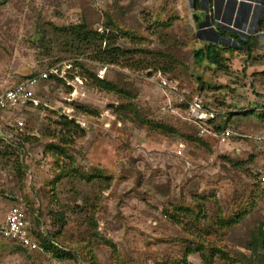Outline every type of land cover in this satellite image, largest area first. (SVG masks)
<instances>
[{
  "label": "rangeland",
  "instance_id": "374dc122",
  "mask_svg": "<svg viewBox=\"0 0 264 264\" xmlns=\"http://www.w3.org/2000/svg\"><path fill=\"white\" fill-rule=\"evenodd\" d=\"M217 1L0 0L1 86L64 61L86 79L87 95L75 101L68 100L73 87L51 80L38 106L0 111V191L23 198L34 230L68 248L63 264H264V189L257 183L264 173V38L260 28L245 38L221 22L227 30L208 42L199 33L219 30ZM208 13L211 23L200 29ZM81 23L111 30L132 51L104 79L120 92L97 87L86 70L95 74L103 64L91 51L69 48L72 39L58 31ZM231 39L247 41L250 51ZM209 44L221 66L196 57ZM159 73L176 90L169 94L174 106L202 96L231 136H200L165 111ZM68 108L83 114L77 120L84 126L68 131ZM11 204L5 198L4 211ZM181 207L200 219L183 218ZM197 244L207 259L198 250L185 258ZM45 260L0 240V264Z\"/></svg>",
  "mask_w": 264,
  "mask_h": 264
},
{
  "label": "built area",
  "instance_id": "2783aa9c",
  "mask_svg": "<svg viewBox=\"0 0 264 264\" xmlns=\"http://www.w3.org/2000/svg\"><path fill=\"white\" fill-rule=\"evenodd\" d=\"M226 1V0H225ZM227 2V1H226ZM261 2V1H260ZM257 5H259L257 3ZM264 6V5H263ZM240 9H235L233 12L227 11L226 3L219 8V21L218 23L224 25L223 22H228L226 25L234 30L248 33L250 25L254 20V10L245 14H240ZM238 22L241 25H238ZM264 33V30H261ZM110 67L104 66L97 72L99 79H104L106 73ZM161 81L159 85L166 90H163L167 95L168 100L162 106L165 111H170L173 114L178 115L183 120H189L190 122L196 123L201 126L199 135H205L209 133L208 129L203 126L213 122L218 116L217 110L206 107V104L202 96L196 95L191 100L185 102V108L174 106L169 94L173 93L169 85V80L163 77L161 73L156 75ZM52 79H61L67 82V84L73 89L69 91L68 100L70 102L75 101L80 97H85V82L86 79L79 74V68L76 66L74 61H64L58 64H54L43 71L38 72L35 75L24 78L12 87L0 88V110H17L27 104L39 105V100L36 97V89L41 82L51 81ZM175 89V88H173ZM185 101L184 97H182ZM79 101H81L79 99ZM73 109H65V113L69 118L72 116ZM80 125H85L84 119L77 120ZM24 127V121H18V128L21 130ZM231 136V130H225L219 140H226ZM14 137V136H12ZM261 182L264 183V175L261 176ZM14 196L4 195L0 191V240H10L19 243L24 250L34 253L37 252L45 257V264H63L65 256H60L59 253L54 251H68V248L61 246L57 241L48 236V233L42 228L39 230V234L33 228V222L30 216V212L25 206L23 198H17L11 200ZM5 198L9 199L12 203L7 210L4 211L3 202ZM46 239L48 242L44 244L42 241ZM51 246L54 248L52 249ZM69 252V251H68Z\"/></svg>",
  "mask_w": 264,
  "mask_h": 264
},
{
  "label": "trees",
  "instance_id": "16d2710c",
  "mask_svg": "<svg viewBox=\"0 0 264 264\" xmlns=\"http://www.w3.org/2000/svg\"><path fill=\"white\" fill-rule=\"evenodd\" d=\"M58 31L61 32V34H63L64 36L70 37L72 39L73 42H70V44H69V48H71L72 50L83 49L84 51L88 50V51L93 52L94 53V56H93L94 59L98 60L100 63L103 64L100 67H98V69H101L104 66H108L111 68V65L123 63V61L125 62L126 60H129L130 54L132 53V51L127 50V49H123L116 44V42L114 40L117 38V36L114 35L113 34L114 32H111V30L109 33L106 32L107 30H104V31H100V29L94 30V29L88 27L86 24L81 23V24L70 25L68 27L65 26V27L58 28ZM239 43H240V45L246 47L247 51H250L251 47L249 46L247 41L239 40ZM196 57L198 58V60H202V59L206 58L209 62L214 63L215 65L221 66L222 57H220V55L218 54V51L215 50L214 47L210 44L208 45L206 52L198 51L196 54ZM76 66L78 68H80L77 64H76ZM110 68L108 69L107 72H109ZM86 72L88 73L90 78H93V80H94L93 82L95 83V85L97 87H99L105 91H108V92H113V91L114 92L115 91L120 92L121 91V89L118 88V86L115 85L113 82L104 80L106 77L103 80L99 79L97 77L98 71H96L94 74L89 69H87ZM106 75H107V73H106ZM56 81L62 82L61 79H56ZM205 104H206V107L212 108L209 105H207V103H205ZM125 108H127L130 112H134V109H135L133 104H131V106H130V104H127L125 106ZM78 115H80V114L75 115V113H74L73 118H71V119L66 114L63 115V117H65L64 122L66 123V126L68 127V131H70L69 127L73 126V125L76 126L77 128H79L80 124L77 123V119L80 118V116H82L83 114L80 116H78ZM259 115L261 116V118L264 119V110ZM217 120H218V116L216 117V119L213 122L203 124V126L208 129L210 135L219 139L221 137L222 133L225 130H227L228 128H226V126H221L220 124H217ZM185 121H187L190 125H192L195 128L194 130L198 131V133L201 131V126H199L198 124L190 122L189 120H185ZM62 124H63V122H62ZM206 134H208V133H206ZM205 135H203V136H205ZM200 136H202V135H200ZM262 175H264V173L258 174V176L257 175L256 176H257V183L259 184L260 188L264 189V183L261 182V176ZM177 211H179L183 214V218H188L189 216L190 217L194 216V220H195V218L200 219V215H197L195 213V210H193L190 207H188V208L181 207V208H178ZM178 216L179 215H176V214L172 215V217L175 219H177ZM222 221H223V223L230 225L236 221V218H231L229 220L224 219ZM45 240L46 239L42 240V241H44L43 243L48 245V242ZM15 243L17 245H19L22 249H24L19 243H17V242H15ZM51 248L53 249L54 247L51 246ZM203 249H204V246L203 245L200 246L198 244L195 245V247H193V248L189 247L188 250L185 252V258L187 255H189L193 251L198 250V251H201L203 259H207L205 252H203ZM211 251H217L216 253H218V254L223 253L222 250H220V249L215 250V248H211ZM54 253H56V254L59 253L60 256L66 257V255L63 253V251H60V252L54 251ZM165 264H169V263L165 262Z\"/></svg>",
  "mask_w": 264,
  "mask_h": 264
},
{
  "label": "flooded vegetation",
  "instance_id": "af4514ba",
  "mask_svg": "<svg viewBox=\"0 0 264 264\" xmlns=\"http://www.w3.org/2000/svg\"><path fill=\"white\" fill-rule=\"evenodd\" d=\"M256 1H258V0H256ZM261 2H263L264 3V0H260ZM259 1V2H260ZM202 4V3H201ZM223 4H225V1L224 0H218L217 2H216V7L215 8H217L216 9V13L214 14V18L216 19V17H218L219 16V8L223 5ZM236 4L234 3V1H232V0H228L227 2H226V6H227V11L230 13V12H233L235 9H236V6H235ZM215 8H214V10H215ZM239 11H240V14H245V13H247V12H250L251 11V9H252V7H251V5L249 6L247 3L246 4H241L240 5V7H239ZM254 20L252 21V23H251V25H250V29H249V31H248V33H244V32H241V31H236V34L237 35H239V36H241V37H249V36H251V35H255V36H257L256 35V33H255V31L256 30H258V28H260L261 30H264V21L262 22V19H261V15L262 14H264V6H262V5H257V6H255L254 7ZM208 20L207 21H209L210 20V18H212V13H208ZM214 19V20H215ZM261 23V24H260ZM238 25H241V23L240 22H238ZM215 31L212 29V30H201V32L199 33V34H201L202 36L204 35L205 36V39H209V40H212V39H214V35H215ZM217 37V36H216ZM225 39H227L226 37H225ZM240 45H238V47H239Z\"/></svg>",
  "mask_w": 264,
  "mask_h": 264
},
{
  "label": "water",
  "instance_id": "95a60500",
  "mask_svg": "<svg viewBox=\"0 0 264 264\" xmlns=\"http://www.w3.org/2000/svg\"><path fill=\"white\" fill-rule=\"evenodd\" d=\"M226 1H228V0H226ZM232 1H234V3L236 4L235 6H236V9H238L239 7H240V5L241 4H248L249 6L251 5V7L254 5V7L256 6V3H258L260 0H258V1H256V0H232ZM254 7H252V9L254 8ZM264 15V14H263ZM200 19H202V17H200ZM208 20V16H206V20H204V21H202V22H200L199 23V28L200 29H202L203 28V26H206L208 23H211L210 21H207ZM216 23H217V26H219V28L221 27L222 28V26H220L219 25V23L216 21ZM213 29L215 30L216 28H214L213 27ZM259 35V37H264V34L263 33H260V34H258ZM261 35V36H260ZM208 42L210 41V40H207ZM236 43H238V41H235Z\"/></svg>",
  "mask_w": 264,
  "mask_h": 264
},
{
  "label": "crops",
  "instance_id": "0c3cea01",
  "mask_svg": "<svg viewBox=\"0 0 264 264\" xmlns=\"http://www.w3.org/2000/svg\"><path fill=\"white\" fill-rule=\"evenodd\" d=\"M225 1V0H224ZM225 3H226V1H225ZM256 6H257V3H256ZM252 7H254V5L252 6ZM254 9V8H253ZM223 28V29H222ZM222 28H220L219 30H218V32L217 33H221V31H224V30H227V29H224V27H222ZM213 29V28H212ZM230 39V38H229ZM232 40V39H231ZM233 42H235L234 40H232ZM37 74V73H36ZM32 75H35V74H30V75H27L25 78H27L28 76H32ZM54 79H52V81H53ZM47 82V81H46ZM46 82H41L40 84H39V86L37 87V89H36V97H38L39 96V90H41V88L46 84ZM0 88H3V86H1L0 85ZM38 99V98H37ZM1 111V110H0Z\"/></svg>",
  "mask_w": 264,
  "mask_h": 264
},
{
  "label": "clouds",
  "instance_id": "9594fccd",
  "mask_svg": "<svg viewBox=\"0 0 264 264\" xmlns=\"http://www.w3.org/2000/svg\"><path fill=\"white\" fill-rule=\"evenodd\" d=\"M214 6H215V5H214ZM215 22H216V21H215ZM217 22H218V21H217ZM216 25H217V23H216ZM219 25L222 26L221 24H219ZM218 28H219V26H218ZM220 28H221V27H220ZM220 28H219V29H220ZM213 30H214V29H213ZM214 31H215V32H218L217 29H215ZM236 31H238V30H236ZM241 32H242V31H241ZM260 33H262L261 30H260L257 34H260ZM263 34H264V33H263ZM260 36H261V35H260ZM262 38H264V37H262ZM234 41H235V40H234ZM234 43H236V42H234ZM237 44L240 45L239 42H238Z\"/></svg>",
  "mask_w": 264,
  "mask_h": 264
}]
</instances>
